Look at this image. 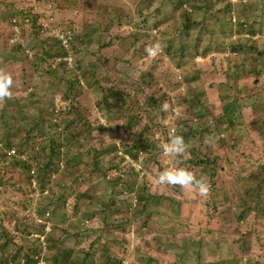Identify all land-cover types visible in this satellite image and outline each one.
Returning a JSON list of instances; mask_svg holds the SVG:
<instances>
[{"label":"rangeland","instance_id":"rangeland-1","mask_svg":"<svg viewBox=\"0 0 264 264\" xmlns=\"http://www.w3.org/2000/svg\"><path fill=\"white\" fill-rule=\"evenodd\" d=\"M242 1L232 2L230 14L237 20L232 22L225 12L218 11L225 1L207 9L205 4L197 8L187 3L180 11L173 4L176 0H0V69L14 80L12 98L0 103V223L9 225L16 235L13 224L23 214L43 220L46 214L39 213L37 207H44L48 201L45 203L43 196L51 197L61 186L69 194L67 207L57 204L55 229L49 237L62 235L64 228L78 221L85 223L79 241L66 238L53 250L35 235L43 234V229L31 233L28 240L37 239L43 248L36 264H48V256L63 261L66 247H73L78 257L71 264L80 263L90 243L98 241L104 220H120L103 211L113 187L101 174L109 162V176L116 178L119 173L114 170L119 159L110 149L111 143L136 139L140 134L135 131L145 127L163 145L168 142L166 131L184 120L195 132L186 141L189 148L185 155L170 158L159 152L139 173H130V196L115 195L119 205L124 201L135 206L138 192L144 191L169 199L156 206L158 212L145 225L140 221L112 232L111 240L117 241H110L113 252L119 257L126 255L125 264L134 263V259L142 264H264V210L257 208L245 222L238 221L240 203L234 198L240 187L254 186L253 174L264 180V65L249 48L252 40L264 50V0H248L249 6L247 0ZM189 8L197 24L187 32L181 15ZM217 14L221 19L215 18ZM239 19L249 20L257 33L249 35L238 25ZM157 42L159 54L149 56L145 49ZM232 45L249 49L234 52ZM41 108L46 115L36 112ZM71 108V113L63 112ZM75 111L86 118L77 126L81 134L75 149L64 147V151L70 150L69 158L74 156L75 164L61 166L54 174V191L30 181L26 172L17 171L9 159H3V149L8 154L20 149L18 154L26 158L41 148H33L38 129L25 135L34 126L31 116H42L48 127L40 141L49 154L55 132L50 121L69 120L76 116ZM87 122L90 131H84ZM193 149L195 156L209 159L207 165L211 162L206 171L191 162ZM95 155V164L88 165ZM125 158L126 165L120 164V169L137 164ZM175 167L203 177L211 186L210 195L203 198L194 190L154 183L161 171ZM81 190L85 193L76 197ZM78 199L85 216L74 213ZM170 211L176 213L172 222L168 221ZM88 219L89 223L84 222ZM47 222L52 230L53 223ZM178 225L187 227V232L175 241L173 236L154 240L162 236L158 230L171 232ZM190 238L194 240L186 246ZM234 239L238 241L233 244ZM96 252L100 264L102 246Z\"/></svg>","mask_w":264,"mask_h":264},{"label":"trees","instance_id":"trees-1","mask_svg":"<svg viewBox=\"0 0 264 264\" xmlns=\"http://www.w3.org/2000/svg\"><path fill=\"white\" fill-rule=\"evenodd\" d=\"M177 3L173 2V4L177 7L178 10L182 11V5L183 4H190L189 6H195L197 8H202V4L206 5V9L209 8L210 6H217L216 4H223V1H225L226 3H224V5H222L221 7H219L218 11L220 13L225 12L226 15L228 16V18L230 17V20H232V22H237V20H235V17L230 14V10L232 7V0H216V3H208V0H176ZM238 2H243L242 0H238ZM248 0L246 1L245 5L249 6V3H247ZM197 4V5H196ZM188 6V7H189ZM192 15H193V9L189 8V11H185L184 14L181 15V17L183 19H185V26H186V31L188 32L190 29L196 27L194 26L195 21L192 19ZM217 14L215 16V18H220L221 16ZM249 20L247 19H239L238 20V25H240L241 27H243V30H245L246 32H248L249 35H255L257 33L256 29H254V27L252 25H250V23H248ZM19 47V46H18ZM231 50L234 52H245L247 50L245 49H253L254 51H256L255 54V58L256 60L260 61V65H264L263 64V56L264 55V50L262 51L261 49L258 48V44L255 43V41H250V47L248 48V46H241V45H232ZM170 53V52H167ZM246 54H248V52H246ZM257 72V70H254ZM259 73V70H258ZM146 75H150L149 73H147ZM75 80L78 82V79L76 77H74ZM86 79V77H85ZM148 85V83H145ZM81 91V90H80ZM73 100H77V98H74ZM31 103V101L29 102V104ZM153 104V103H152ZM154 105V104H153ZM75 108V107H72ZM71 108V109H72ZM68 109L67 111H63L64 113H71L72 111H74L73 109ZM37 113H41L42 115H46V113H44V110L38 109V111H36ZM57 113L59 111H56ZM76 116H73V118H70L69 120H65V119H60L58 121V123L50 124V128L55 130L54 132V136L51 137V140L49 142V154L46 153L45 154V147L42 146L41 143V139L43 138V132L44 130H48L47 126L45 125V121L42 120V116H40L39 118H36L34 116H31L29 119L30 123H33L34 126H32L31 128H29L28 132L25 134L26 136H29V134L35 130L38 129L39 130V134L38 136L34 137V144H33V148L37 145V148L39 146H41V148L38 150L37 149L34 150V153L30 155V157L24 158L22 156V154H18V151H20V149H18L17 153L14 154H8L7 151H5L4 149L2 150L1 154L3 156V159H9L11 165H13L14 167L17 168V171L23 173L26 172L27 174V178L30 181H36L37 185H39L40 187H48L50 188V191L53 190V184L56 183L57 178L54 175L56 172L60 171L61 166H74L75 163H73V157L67 156V151L69 152L70 150L67 149V151H64V147L67 145H70L71 149H75L76 145H75V141L78 138V136H80V132L78 133L77 131L80 129L77 126L78 125H83L86 118L83 114H80L78 112H73ZM233 113V112H232ZM230 113V114H232ZM66 115V114H65ZM20 117L23 119L25 118L24 114H20ZM12 118H14V115H12ZM57 119V118H56ZM55 119V120H56ZM132 120H135L134 118H131ZM132 120L130 121V124L132 123ZM232 121V120H231ZM19 123H23V121H19ZM27 123V122H25ZM29 123V124H30ZM80 123V124H79ZM7 124H11V121L8 122ZM179 125H177L176 127H172L171 129H175L176 133L178 135H181L185 142L191 137L193 136V134L195 133L192 126H187L185 120L184 121H180L178 123ZM6 125L2 126V129L5 127ZM221 126V125H219ZM84 127V126H83ZM90 127L91 124L89 122L86 123L85 127H84V131L88 129V131H90ZM78 128V129H77ZM132 128V127H131ZM18 129L20 130V126H18ZM207 131V128H205ZM135 132H139V136L136 139H124L121 140L120 143L118 142H114L110 144V149L114 152V154H116L118 156L119 159V167L115 168V171H119V173L116 175V178H114V174L110 177L109 176V167H110V162H109V166L106 168V171H103L101 176H103L105 178V180H107L113 187V195L111 197V200L108 204V206L103 209L104 212H109L111 216L115 217L116 215L118 216L117 219H120L119 221H105L104 220V226L105 228H103L100 233L99 236L97 238L98 241L96 242H91L90 243V249L88 251H85V256L82 257V261L78 264H86V262L88 260H90V264H97L98 263V254H97V249L102 246L103 248V261H101L100 264H125V259L126 255H121V257H119L118 254L114 253L113 251L115 250V247H113L110 243V241H114L117 242L116 240H111V238H113V234L115 230L117 229H126L127 227H131L133 224L138 223L140 221H142V225H145L147 223V221L149 220L150 217H152L154 215V213H157L158 210L156 208V206L158 207L159 205H165L166 202H168L167 199H169L166 196H159V195H153L151 193H147L146 191L144 192H138L137 194V203H136V207L134 206V204H123L124 201H120V205L117 203V199H116V194H128L129 192H131L132 190H129L128 185V179L131 176L130 173H139L137 170H135L133 167H127L125 169H120V164L121 165H126L125 164V153L128 154L131 157L137 158L139 156V154L142 152V154H144V163L148 162L149 159H151L152 157L157 156V154L159 152H162V148H161V144L159 143V139L154 137V135L152 133H150L149 131L146 130V128L144 127V129L142 131H135ZM166 133H168L167 138H165L167 141L169 140V133L170 131L167 130ZM1 135V133H0ZM62 137L65 138V141L62 142L61 139H58L57 137ZM152 136V137H151ZM147 137V138H145ZM1 140L2 137H0ZM25 144V143H22ZM11 145H9L10 147ZM25 152V151H24ZM193 152V156L191 159L192 163H197L200 164L204 169V171H206V166L211 165L210 164L207 165V162H209V159H200L198 156H195V151L194 149L192 150ZM103 153H107L106 150L103 149ZM121 155V156H120ZM53 157H55V159H53ZM96 157L97 155H95L94 159L92 161L89 162L88 165H94L96 162ZM123 157V158H122ZM213 166V165H212ZM109 169V170H108ZM113 169V168H112ZM214 169V168H213ZM108 170V171H107ZM215 170V169H214ZM20 173V174H21ZM216 172H214L215 174ZM261 174V173H260ZM125 176V177H124ZM252 176H254L253 178V182L255 183L254 186H246V187H240L239 190V195H237L236 197H234L235 199H238L239 203L238 204V211L237 212V219L238 221H242L245 222V220H247L250 216V214L252 212L255 211V213H257L256 209L257 208H263L264 210V199H263V190H264V180L260 178L259 175H257L255 177V174H253ZM260 178V179H259ZM248 180V179H247ZM247 182V181H246ZM248 183V182H247ZM12 185H14V183H11ZM82 183H80L81 185ZM126 184V186H125ZM88 186V184H85ZM32 186V185H29ZM217 184L214 186L216 187ZM45 187V188H46ZM127 188V189H126ZM61 191H59L58 193L53 192V195L50 197V195H44L43 196V201L46 203V205L44 207H37V211L39 213H43L46 214V217L44 218L45 220V224L47 222V220L51 221L53 223V229H55V223L53 222V215L56 212L57 209V204L59 203L60 206L66 208L67 207V199L69 197L68 191H66V189L64 187L61 186ZM54 191V190H53ZM82 191V190H81ZM79 192L76 197H80L82 194L85 193V191ZM80 194V195H79ZM215 195L218 196V194L215 193ZM130 196V195H129ZM225 198L224 196L222 197V199ZM233 198V200H235ZM227 200V198H226ZM225 200V202H226ZM107 205V204H106ZM76 209V211H75ZM170 209V208H169ZM168 209V210H169ZM73 210L75 215H77V217L79 215H83L85 216L87 213H84V210L82 209V206L79 203V199L77 200V203L73 206ZM157 211V212H156ZM48 213V215H47ZM162 213V212H160ZM168 215V214H166ZM92 216V215H91ZM170 218L168 219V221L172 222L173 219H175L176 217V213L170 211L169 214ZM87 217V216H86ZM89 218H91L89 216ZM106 219V218H105ZM16 221V225L15 223L13 224L15 230H16V235L15 233H13L10 228L9 225H5V224H1L0 223V264H17L20 263L21 261H25V264H36L39 263L38 259H41V255L43 254V248L42 245L39 243V241L36 239H33L31 241L28 240V237L31 235V233L35 232V230H38L40 228L39 231H44V226L42 225V223H39L38 221H36L34 219L33 216H29L23 214L20 219H15ZM183 220V219H182ZM84 222L89 223V219L88 220H84ZM185 220L182 221V223L184 224ZM165 223V222H164ZM76 225L72 224L70 228H64L61 232L62 235L59 236H52V238H50L49 236L51 235V232H48L46 234V237L43 240H46V243L48 244V249H52L54 248L55 245H57L59 243V245H63V243L65 242L66 238L69 239L70 237H72V239L74 240V242L76 243L77 241H79L81 239V232H83V228L85 227V223H82V221L79 223L76 222ZM182 224V225H183ZM78 226V227H77ZM184 226V225H183ZM183 226H176L175 229L171 232H169L168 230H164L163 228V232H160L158 230V232L160 234H162V236L158 237H154V240L157 241L159 240L158 238H165L168 240L167 236H173L172 240L174 239V241L177 239V237H180L179 235H184L187 232V227L185 229H183ZM80 228V230H79ZM209 231V230H208ZM223 233V231H221ZM195 238V237H194ZM194 238H190L188 239L185 243L186 246H188L189 243H191ZM102 240V243L93 249V247H95V244L97 242H100ZM126 240V239H125ZM161 240V239H160ZM159 240V241H160ZM200 240V239H199ZM245 240V239H244ZM203 241V240H202ZM235 241L238 240H232L231 242L234 244L236 243ZM45 242V241H44ZM162 242H160L161 244ZM219 243V242H217ZM170 245V244H169ZM177 247V246H176ZM62 247H56V250H61ZM92 248V249H91ZM163 248V247H162ZM174 249V248H173ZM53 250V249H52ZM74 251L75 249L73 247H66V250L64 251V255L62 258H64L63 261H60L58 259H54L52 256L51 257H47L48 260V264H51L49 259L51 260V262L53 261L54 264H71L75 261H77L78 257H76L74 255ZM126 251V250H125ZM117 252V251H116ZM196 257H200V254H197ZM56 262V263H55ZM99 264V263H98ZM128 264H142L140 261H135L134 259V263H128ZM180 264H184L181 263Z\"/></svg>","mask_w":264,"mask_h":264},{"label":"clouds","instance_id":"clouds-1","mask_svg":"<svg viewBox=\"0 0 264 264\" xmlns=\"http://www.w3.org/2000/svg\"><path fill=\"white\" fill-rule=\"evenodd\" d=\"M145 51L149 56L155 57L160 52V44L153 43L150 44ZM13 85L14 80L10 73L7 71L0 69V103H4L6 100L12 98L13 92ZM162 153L165 157L170 158H180L185 155L188 151V144L185 142L184 138L181 135L176 133L175 129H172L169 133V140L168 142L161 145ZM128 155L125 153V156ZM129 156V155H128ZM143 157L142 168L144 169V154L142 152L139 154L137 158L129 156L133 160H138L139 157ZM135 170L140 172L142 169H137L132 164H129ZM154 183L158 186H172V187H179L183 190H194L198 193L200 197L207 198L210 195L211 186L203 177H197V175L185 167H175V168H166L165 170L161 171L158 176L155 178ZM41 223V222H39ZM49 223L42 222L44 226V233L39 234L40 236L46 235L48 232L52 231L46 230V226Z\"/></svg>","mask_w":264,"mask_h":264},{"label":"built area","instance_id":"built-area-1","mask_svg":"<svg viewBox=\"0 0 264 264\" xmlns=\"http://www.w3.org/2000/svg\"><path fill=\"white\" fill-rule=\"evenodd\" d=\"M237 1H238V0H232V2H237ZM126 156H127V158H130L128 155H126ZM133 161H134L135 163H137V164H133V165H135V167H136L137 169H142V162H143V157H142V156H140L138 160H133ZM47 215H48V213H47ZM38 222H44V219H43V220L39 219ZM46 230H50V225H49V224L46 226ZM35 235H37V237L39 236V234H35ZM40 238H41L42 240L44 239L43 236H40Z\"/></svg>","mask_w":264,"mask_h":264}]
</instances>
